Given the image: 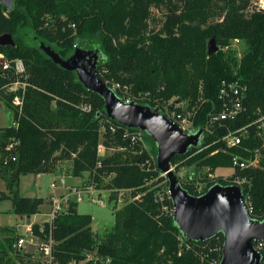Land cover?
I'll use <instances>...</instances> for the list:
<instances>
[{
  "label": "trees",
  "instance_id": "1",
  "mask_svg": "<svg viewBox=\"0 0 264 264\" xmlns=\"http://www.w3.org/2000/svg\"><path fill=\"white\" fill-rule=\"evenodd\" d=\"M164 1L166 19L162 30L154 33L144 26L147 8L127 10V0L116 4L113 0H15L12 9L0 3V35L9 33L15 41L14 45L0 44V53L9 60L23 59L27 69L26 75H18L14 69L0 75V101L13 110L15 122L0 126V176L14 212L35 214L44 202L37 196L21 195V175L53 172L63 160L71 161L75 176L88 172L97 183L106 180L104 187L115 198L119 189L130 191L132 197L140 195L114 209L115 223L102 236L93 230V216L78 212V202L70 201L68 212L55 219L52 231L46 224L41 233L45 238L52 235L59 264L85 260L87 251L95 249L111 259L109 264H205L208 258L222 256V233L206 241L188 240L174 215L161 213L154 186L169 182L161 170H154V162H148L152 152L142 141L132 139L139 128L109 117L104 98L87 89L76 71L64 68L41 48L44 42L65 59L80 47L100 50L99 75L110 87L117 82L129 86L134 94L152 91L158 97L188 99L191 107L201 103L195 121L198 129L206 126L210 111L221 108L222 82L240 79L248 87L247 109L226 126L205 130L198 146L172 159L176 171L184 165H196L200 171L208 167L209 174L220 167L233 168L234 155L248 159L264 142V133L254 123L264 114V9L244 13L249 0ZM217 15L222 22L214 21ZM49 16L52 21L47 22ZM210 38L222 46L243 39L248 48L240 59L223 50L209 55ZM102 68L109 70V79ZM17 80L27 86L4 93L5 86ZM16 94L23 97L22 109L13 103ZM83 103H90L92 109H82ZM245 126L249 134L239 145L228 147L224 137ZM13 137L20 143L8 148ZM100 144L107 149L104 155L99 153ZM261 150L259 166L236 168L232 175L251 180L255 215L259 216L264 214V148ZM204 180L199 192L192 181L180 179L194 195L203 194L215 183L230 184L224 177L209 179L206 175ZM35 229L39 233L38 225ZM8 241L14 251V242ZM9 252L0 243V264H19ZM207 252L208 257L202 258ZM14 253L29 259L22 250Z\"/></svg>",
  "mask_w": 264,
  "mask_h": 264
},
{
  "label": "water",
  "instance_id": "2",
  "mask_svg": "<svg viewBox=\"0 0 264 264\" xmlns=\"http://www.w3.org/2000/svg\"><path fill=\"white\" fill-rule=\"evenodd\" d=\"M12 9L15 0H0ZM0 44H15L9 33L0 35ZM41 48L57 63L68 70L76 71L79 80L87 89L100 94L105 100L109 117L129 127H136L150 134L157 144L159 170L166 174L172 201L174 219L183 238L206 241L218 234L224 235V246L220 264H260L261 254L254 246V238L264 239V220L253 219L242 202L239 185L215 183L201 195L190 193L181 183L172 167L177 154H185L201 142L204 128L196 133H185L164 113L150 104L128 101L101 78L98 70L100 54L97 49L77 48L69 58H63L50 45L41 43ZM215 38L208 43V53L218 52ZM1 69V59H0ZM8 126L14 123L13 110L6 107Z\"/></svg>",
  "mask_w": 264,
  "mask_h": 264
},
{
  "label": "built area",
  "instance_id": "3",
  "mask_svg": "<svg viewBox=\"0 0 264 264\" xmlns=\"http://www.w3.org/2000/svg\"><path fill=\"white\" fill-rule=\"evenodd\" d=\"M75 27V25L73 24ZM238 41L239 39H235ZM1 59V69L0 75L5 73L9 69H14L15 73L18 75H26L27 69L23 59L18 58L14 60H9L4 53H0ZM107 82V81H106ZM11 90L17 91L18 89L25 88L27 83L25 81L17 80L12 84ZM113 89H118L121 93V97H124L128 101H135L141 103V101H145L143 104H150L154 109L157 108L160 112L164 113L167 117H169L175 124H177L185 133L193 134L196 133L199 129L195 126V121L198 116L199 109L201 107L200 104H196L194 106H190V101L188 99H182L180 96L175 95L171 98L158 97L152 91L139 92L138 94H134L131 92L129 86H123L121 83L114 82ZM247 85L241 82L240 79L233 81L222 82L219 99L221 108L219 110H212L208 114L207 124L204 127V131L207 130L212 132L214 127L216 126H226L227 121L234 120L238 118V116L244 112L247 108L245 106V98L247 97ZM202 100V99H200ZM13 103L15 106L22 109L23 106V97L20 94H16L13 99ZM81 108L90 111L92 109V105L90 103H83ZM257 123L260 130V134L264 133V114H261L260 117L254 122ZM15 124V122L13 123ZM229 127V126H227ZM248 126L242 127L236 131H229V133L224 137L227 142L228 147H233L239 145L242 142L243 137L249 134ZM143 130L138 129V131L132 133V139L134 141H141L143 137ZM129 133V132H128ZM128 133L126 135H128ZM20 143V140L13 137L11 138V142L8 145V148H13L17 144ZM146 147V146H145ZM147 148V147H146ZM262 148L255 149L253 155L250 158H243L241 155H234L233 157V169L236 168L245 169L251 166H259L260 159L262 157ZM148 149V148H147ZM106 151V148L103 144L99 145V153L102 155ZM104 155V154H103ZM16 160V157H13ZM149 163H155L154 170L159 169L157 163V156L153 153L151 154ZM173 168L176 165L171 164ZM235 173V171H234ZM233 173V174H234ZM232 174V175H233ZM162 175L166 176L165 173L162 172ZM232 175L229 177H224L225 180H228L230 184L239 185L242 189V202L245 204L250 216L253 219L263 221L264 214L255 215V206L252 198L251 188L252 182L247 177H242L241 175H236L232 178ZM167 177V176H166ZM168 180V179H167ZM152 180L149 183H152ZM205 185V184H204ZM204 185H200L199 183L195 185L199 192L203 191ZM66 188V179L62 178V185L58 184V180H54L51 188V206L50 210L46 213H35L44 214L45 218L43 221H39L38 219H34L27 223H20L16 225L17 230V239L13 243L14 251L22 250L23 254H28L34 252V255L31 256L32 260H35L38 264H59L56 260L54 254V239L50 234L48 238H45L41 235V233L45 232V225H50V231L53 229V224L55 219L63 214L68 212V207L70 201H77L78 203L82 201L85 197L90 198L91 200L98 201V197H94L96 189L89 188V190L85 188H78L77 186L68 187L67 192L59 193V188ZM156 188L155 196L156 201L160 205V210L162 214H171L174 215L175 207L172 201V194L169 188V184L167 181H162L160 183L155 184ZM128 190L119 189L118 193H120L119 201L123 202L124 198L122 195ZM91 193V194H89ZM133 198L140 199V195L136 197L130 198L128 202L133 200ZM127 202V203H128ZM126 203V204H127ZM36 225L39 227V233L36 231ZM24 230V231H23ZM254 246L257 251L261 254V263L264 264V239L254 238L253 240ZM224 241L222 245L223 252ZM208 252L202 255V258L208 257ZM222 256L208 258L205 264H220ZM89 261H92L94 264H109L111 259L109 257H104L98 254V250L95 249L93 251H87L86 259L80 262L71 261L69 264H85Z\"/></svg>",
  "mask_w": 264,
  "mask_h": 264
},
{
  "label": "rangeland",
  "instance_id": "4",
  "mask_svg": "<svg viewBox=\"0 0 264 264\" xmlns=\"http://www.w3.org/2000/svg\"><path fill=\"white\" fill-rule=\"evenodd\" d=\"M117 0H113V3L116 4ZM128 3V9L127 10H142L143 8H147V14L145 19V29H147L148 32L154 33L159 32L163 28L164 21L166 19L167 14V8L164 0H127ZM220 4H223L219 1ZM249 8H246L244 13L250 14L251 11L254 9H264V0H249ZM141 8V9H140ZM130 14L132 12H129ZM50 17V16H49ZM222 17L220 15L215 16L214 21L222 22ZM51 17L48 19L47 22H50ZM127 34H122L124 39L127 37ZM211 39V38H210ZM208 40V43L210 41ZM219 50H223L225 52H230L233 57L240 59L245 51L248 48V43L245 40H230L229 44H226L224 46L218 44ZM86 48H91L87 47ZM100 51V50H99ZM101 73L103 76L107 77L109 79V70L107 68H102ZM113 79V78H110ZM4 93H10L14 90H11L10 85L5 86ZM6 105L4 104V101H0V126L2 125H8L7 117H6ZM143 144L155 155L154 153V140L149 136L146 135L145 132H143L142 140ZM105 153V152H104ZM102 153V155L104 154ZM107 153V152H106ZM105 153V154H106ZM176 171V167L174 168ZM234 169L232 167H220L216 169L215 171L212 170V172L209 174V168L205 167L201 171L197 168L196 165H184L181 166L176 173L178 174L179 178L184 181H192L195 185L198 183L201 185L205 184L204 177L208 175L209 179H216L219 177H229L234 173ZM55 172L62 176L59 177L58 184L62 185V178L66 179V188H59L58 192H67L68 187H74L77 186L78 188H85L89 190V188L96 189L97 192H95L94 197H98V201L91 200L88 197H85L82 201L78 203V212L80 213H89L93 216L92 221V227L95 229L99 235H104L115 223V215H114V209L120 208L123 205H125L131 198L130 191H126L122 197L124 198L123 202H120L119 196L120 193H118V196L115 198L111 195L112 191L110 189H107L104 187V183L106 180H104L103 183H97L94 180L91 179L90 173H84L81 176H84L83 179L80 178H72V166L71 161H60L57 164V167L55 169ZM67 174V175H66ZM75 176V175H73ZM80 176V177H81ZM53 174H46L42 177L36 176L34 173L29 174H22L21 180H20V193L22 195H31V196H43L45 197L48 194V191L50 190V187L52 188L53 183ZM166 181V180H165ZM162 182V181H161ZM91 186V187H89ZM89 187V188H88ZM6 189L5 181L0 176V190ZM91 194V193H89ZM0 236H2V226L7 225L11 222L12 218L15 217L14 215V205L12 200L8 199L6 197V193L2 192L0 193ZM3 197V198H1ZM6 197V198H4ZM44 200V198H42ZM45 201H51V193L50 195L45 199ZM48 202V203H49ZM49 210L48 204L45 205L42 209V212ZM30 219H38L40 222L43 221L45 218L44 214H31L29 215ZM11 228H7V231L10 233ZM32 260V259H31ZM28 264H38L35 260H28L26 261Z\"/></svg>",
  "mask_w": 264,
  "mask_h": 264
},
{
  "label": "crops",
  "instance_id": "5",
  "mask_svg": "<svg viewBox=\"0 0 264 264\" xmlns=\"http://www.w3.org/2000/svg\"><path fill=\"white\" fill-rule=\"evenodd\" d=\"M7 125V124H6ZM6 125H2V126H6ZM107 152V149H106V151H105V153ZM104 153V154H105ZM60 162V161H59ZM46 174H53V177H54V179L52 180V181H54V180H57L59 177L61 178L62 176H60L59 174H57L55 171H53V172H49V173H40V174H35L36 176H38V177H42L43 175H46ZM67 175V174H66ZM2 178V177H1ZM72 178L73 179H75V178H80V179H83L84 178V176H73L72 175ZM3 179V178H2ZM4 180V179H3ZM5 181V180H4ZM5 185H6V182H5ZM2 192H5L7 195L9 194V191H8V188H7V185H6V189H2V190H0V193H2ZM50 193H51V187H50V190L48 191V194L45 196V197H43V196H37V197H40V198H44V202H43V204L40 206V212L41 213H43L42 212V209H43V207L45 206V205H47L48 204V206H49V210H50V206H51V201L49 202V201H45V199L50 195ZM22 195V194H21ZM1 196V195H0ZM23 196H27V197H36V196H31V195H23ZM1 198H3V197H1ZM4 198H6V197H4ZM8 199H10V198H8ZM10 200H12V199H10ZM13 202V201H12ZM49 202V203H48ZM48 210V211H49ZM13 211H14V208H13ZM48 211H45L44 213H46V212H48ZM14 213V215H15V217L14 218H12V220H11V222L9 223V224H7V225H4V226H2L3 228H2V236H0V243H3L9 250H10V254H11V256H13L14 257V260L17 262V263H19V264H28L26 261H28L29 259H31V256L32 255H34V252L32 251V253H28V254H26V255H28L27 257L29 258V259H26V258H23V259H20V258H17V257H15V253H14V251H11V249L9 248V241L8 240H12V242H15L16 241V239H17V230H16V225L17 224H20V223H22V224H24V223H27V222H30V221H32V220H34V219H30V218H28L29 217V215H18V214H16L15 212H13ZM11 228L9 231H10V233L7 231V228ZM94 231H95V229H93ZM24 231V230H23ZM96 232V231H95ZM30 261H32V260H30ZM2 264H6V262H3Z\"/></svg>",
  "mask_w": 264,
  "mask_h": 264
}]
</instances>
